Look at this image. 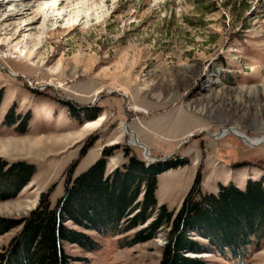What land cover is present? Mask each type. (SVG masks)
Returning <instances> with one entry per match:
<instances>
[{
	"label": "rangeland",
	"instance_id": "rangeland-1",
	"mask_svg": "<svg viewBox=\"0 0 264 264\" xmlns=\"http://www.w3.org/2000/svg\"><path fill=\"white\" fill-rule=\"evenodd\" d=\"M227 127L264 136V0H0V160L33 167L0 199V264L21 227L1 223L23 220L44 193L53 207L69 177L99 160L104 177L130 156L146 167L174 162L155 176L156 206L174 212L196 175L214 194L264 176V144L219 137ZM154 214L104 237L66 220L101 246L64 249L78 264H158L168 229L151 227ZM139 233L149 238L127 244ZM242 264H264V244Z\"/></svg>",
	"mask_w": 264,
	"mask_h": 264
},
{
	"label": "trees",
	"instance_id": "trees-1",
	"mask_svg": "<svg viewBox=\"0 0 264 264\" xmlns=\"http://www.w3.org/2000/svg\"><path fill=\"white\" fill-rule=\"evenodd\" d=\"M11 117L12 111H8L5 124L14 123ZM179 164L182 163L178 161ZM173 166L174 162H158L146 167L143 161L130 156L124 170L104 177V162H95L74 179L69 177L53 207L44 193L23 220L1 223L5 231L21 226L2 255L1 264H78L80 259L68 255L64 243L76 244L86 252H94L101 245L95 237L64 225L66 220L104 237L131 230L154 211L151 227L168 229L158 264H208L200 257L185 255L201 251L242 264L251 252L260 249L264 244V176L247 179L243 187L220 185L214 194L202 192L196 175L174 212L165 205L157 207L155 199V176ZM32 168L24 161L7 165L0 160V199L26 185ZM189 233L204 237L206 243L193 240ZM148 238L139 233L127 244Z\"/></svg>",
	"mask_w": 264,
	"mask_h": 264
},
{
	"label": "bare ground",
	"instance_id": "bare-ground-1",
	"mask_svg": "<svg viewBox=\"0 0 264 264\" xmlns=\"http://www.w3.org/2000/svg\"><path fill=\"white\" fill-rule=\"evenodd\" d=\"M38 6V5H37ZM39 7V6H38ZM81 19H82V17H81ZM124 93H126V91L124 92ZM103 120V117L102 116H100L99 118H98V120L97 121H95V122H87L86 124H85V127H92L94 124H99L101 121ZM227 133H232L233 135H235V136H237V137H239L241 140H243V142L244 143H246V141H244V140H248V142L249 143H247L248 145H258V144H261V143H263L264 144V136L262 137V138H257V139H254V138H249V137H247V136H245L244 134H242V133H240L239 131H237V129H235L234 127H227V128H223L222 130H221V132L219 133V137H222V136H224L225 134H227ZM131 144H135V139L134 138H131ZM137 143H139V142H137Z\"/></svg>",
	"mask_w": 264,
	"mask_h": 264
},
{
	"label": "water",
	"instance_id": "water-1",
	"mask_svg": "<svg viewBox=\"0 0 264 264\" xmlns=\"http://www.w3.org/2000/svg\"><path fill=\"white\" fill-rule=\"evenodd\" d=\"M244 141H246V144L249 143L248 140H244ZM135 143H137V140L136 139H135ZM139 145H141V144H139ZM144 149L146 150V147Z\"/></svg>",
	"mask_w": 264,
	"mask_h": 264
}]
</instances>
